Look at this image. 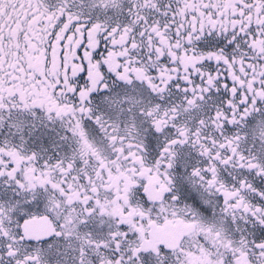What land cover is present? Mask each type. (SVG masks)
I'll return each mask as SVG.
<instances>
[{"label": "snow or ice", "instance_id": "obj_1", "mask_svg": "<svg viewBox=\"0 0 264 264\" xmlns=\"http://www.w3.org/2000/svg\"><path fill=\"white\" fill-rule=\"evenodd\" d=\"M0 264H264V0H0Z\"/></svg>", "mask_w": 264, "mask_h": 264}]
</instances>
